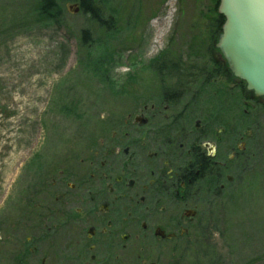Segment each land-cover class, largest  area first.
I'll return each instance as SVG.
<instances>
[{
    "label": "rangeland",
    "instance_id": "1",
    "mask_svg": "<svg viewBox=\"0 0 264 264\" xmlns=\"http://www.w3.org/2000/svg\"><path fill=\"white\" fill-rule=\"evenodd\" d=\"M74 2L80 6L54 0L50 16L41 0H0V264H65L57 255H12L22 239L14 232L23 219L18 194L37 188L52 165L105 147L114 125L177 85L162 80L159 62L182 71L214 65L207 88L209 80L198 81L199 102L203 90L214 94L215 108L227 98L228 118L224 112L215 122L227 125L231 139L241 136L232 147L242 149L243 141L245 150V161H231L232 183L203 214V237L182 248L179 264H264V98L239 94L242 81L217 48L220 34L212 37L208 27L216 1L91 0L73 14ZM205 116L199 105L182 123ZM25 226L22 237L40 230L36 219ZM96 256L82 264H108L109 255ZM118 256L110 257L114 264H136L132 255ZM172 257L149 255L145 264H173Z\"/></svg>",
    "mask_w": 264,
    "mask_h": 264
},
{
    "label": "flooded vegetation",
    "instance_id": "2",
    "mask_svg": "<svg viewBox=\"0 0 264 264\" xmlns=\"http://www.w3.org/2000/svg\"><path fill=\"white\" fill-rule=\"evenodd\" d=\"M158 67L167 75L162 80L178 81L174 90L157 102L149 98L126 123L114 125L105 147L99 143L85 157H67L51 166L46 180H34L37 188L20 191L23 219L14 232L22 239L12 255H57L65 264H82L87 255L92 262L96 255H109L108 264H114V255L115 262L118 255H132L136 264H145L149 255L168 253L179 264L182 248L203 237V214L232 183L231 161H245L244 143L234 149L232 143L242 137L231 139L227 125L215 122V115L224 112L227 120V98L215 108L214 94L203 90L206 98L199 102L198 81L209 80L201 89L207 88L214 67L206 71L191 65L182 71L165 62ZM199 105L206 116L182 123ZM139 116L144 124L135 121ZM31 219L40 230L22 237Z\"/></svg>",
    "mask_w": 264,
    "mask_h": 264
},
{
    "label": "water",
    "instance_id": "3",
    "mask_svg": "<svg viewBox=\"0 0 264 264\" xmlns=\"http://www.w3.org/2000/svg\"><path fill=\"white\" fill-rule=\"evenodd\" d=\"M217 12L224 18L217 48L246 90L264 98V0H219ZM135 121L145 123L141 116Z\"/></svg>",
    "mask_w": 264,
    "mask_h": 264
},
{
    "label": "trees",
    "instance_id": "4",
    "mask_svg": "<svg viewBox=\"0 0 264 264\" xmlns=\"http://www.w3.org/2000/svg\"><path fill=\"white\" fill-rule=\"evenodd\" d=\"M90 1L91 0H80L81 5H82V7L84 9H87V6L90 3ZM215 1H216L215 9H214L215 18H213L212 19L213 22L212 23L210 22L211 24L208 25V27L211 28L212 37H216V35L220 34L221 25H222V23L224 21V18L221 15H219L217 13V10H216L217 5H218V0H215ZM41 3H42V5H41L42 13H44L46 15L49 14L50 16L53 15V13L55 12V10L53 8L54 7V0H41ZM86 33H87L86 30L82 31V39H81L82 43H84V40L87 39V34ZM213 67H214V65H213ZM215 67H216V65H215ZM201 69H203V67H201ZM175 87H176V85L171 87L169 89V91L170 90H174ZM246 93L248 94V92L245 89L244 83L240 82V93L239 94L242 96V94H246Z\"/></svg>",
    "mask_w": 264,
    "mask_h": 264
}]
</instances>
